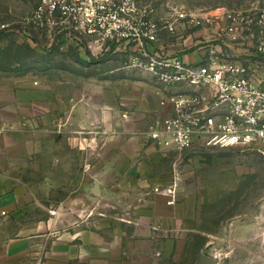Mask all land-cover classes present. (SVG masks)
<instances>
[{
	"label": "rangeland",
	"instance_id": "obj_1",
	"mask_svg": "<svg viewBox=\"0 0 264 264\" xmlns=\"http://www.w3.org/2000/svg\"><path fill=\"white\" fill-rule=\"evenodd\" d=\"M168 1L211 15L241 11L251 20L239 29L246 52L264 34V0ZM38 3L0 0V160L5 144L16 163L4 179L20 204L15 218L0 211V228L37 224L48 240L99 241L83 264H201L203 255L214 264H264V156L154 145L145 133L158 97L141 70L126 67L129 51L94 58L62 32L29 25ZM125 155L110 175L104 160ZM2 174L0 167V182ZM63 260L54 255L48 264Z\"/></svg>",
	"mask_w": 264,
	"mask_h": 264
},
{
	"label": "built area",
	"instance_id": "obj_2",
	"mask_svg": "<svg viewBox=\"0 0 264 264\" xmlns=\"http://www.w3.org/2000/svg\"><path fill=\"white\" fill-rule=\"evenodd\" d=\"M157 2L166 13L158 15ZM25 21L62 32L94 58L127 49L126 67L149 74L159 87L162 112L145 133L154 145L175 151L237 147L264 156V34L244 54L231 49L241 38L239 29L251 23L241 11L211 15L168 0H39ZM259 23L264 25L263 17ZM214 24L227 46L196 37ZM173 45L197 47L201 60L169 53ZM168 193L174 196L175 187Z\"/></svg>",
	"mask_w": 264,
	"mask_h": 264
},
{
	"label": "crops",
	"instance_id": "obj_3",
	"mask_svg": "<svg viewBox=\"0 0 264 264\" xmlns=\"http://www.w3.org/2000/svg\"><path fill=\"white\" fill-rule=\"evenodd\" d=\"M219 33V25L214 24L203 31H196L195 35L196 37L202 36L211 42V46H214L216 43L213 42L218 40ZM241 33L242 32L240 30V34ZM195 39L199 40L198 38ZM216 46H218V44H216ZM230 48L241 54L246 52V50L241 48L239 44H232L230 45ZM125 50L126 49L124 47H120L112 54L119 56L122 51ZM195 51L199 52L197 47L183 49L182 45H173L168 48L169 53L178 52L179 55L188 62L196 61L193 57ZM141 72L150 79V82L147 81V83L154 88V93L157 95L159 101L158 85L153 81L149 74L143 71ZM161 112L162 110L158 103L157 113L160 114ZM107 118L108 117L106 116L105 119ZM109 122L113 123L111 120ZM119 147L120 145L117 144L114 146V153L123 155L122 152L125 151V149ZM6 150L7 146L3 144V154L0 160V167L3 169V181L0 182V211L6 212L7 215L3 216L4 218H7L11 215L13 218H15L19 213L20 204L18 203L17 194L14 193L9 187V184H7L5 181L4 176L6 168H8L11 163L15 164L16 160L11 162L10 158H8V155L5 154ZM130 154H127V156ZM112 157L104 160V166L110 168V170L112 169L110 175L118 173V168L123 166L124 163H126L129 159L126 157V155L124 159H120L119 157H113V159H111ZM20 162L21 165L28 163V161L26 162L24 159L20 160ZM95 194L98 193L95 192ZM167 206H172V204H168ZM167 211H171V209L168 208ZM44 226L45 225H43V228ZM0 231L2 232L0 234V264H48L51 262L54 255L62 257L65 264H83L86 263L88 259L94 254L92 251H90V247L97 248L98 250L100 249L99 241L83 239L82 236H79L80 234H78L76 237L63 234L59 240H48L45 238V234H42L40 225L37 224L30 226L22 224L20 225L14 222L7 224L5 223L0 228Z\"/></svg>",
	"mask_w": 264,
	"mask_h": 264
},
{
	"label": "water",
	"instance_id": "obj_4",
	"mask_svg": "<svg viewBox=\"0 0 264 264\" xmlns=\"http://www.w3.org/2000/svg\"><path fill=\"white\" fill-rule=\"evenodd\" d=\"M95 192L98 193L97 190ZM214 263H215V259L211 256L203 255L201 257V264H214Z\"/></svg>",
	"mask_w": 264,
	"mask_h": 264
}]
</instances>
